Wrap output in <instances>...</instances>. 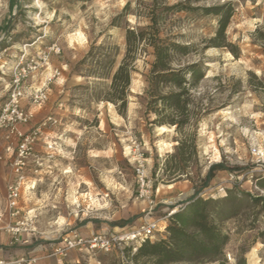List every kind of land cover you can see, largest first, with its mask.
Returning a JSON list of instances; mask_svg holds the SVG:
<instances>
[{
  "label": "rangeland",
  "instance_id": "obj_1",
  "mask_svg": "<svg viewBox=\"0 0 264 264\" xmlns=\"http://www.w3.org/2000/svg\"><path fill=\"white\" fill-rule=\"evenodd\" d=\"M158 1L159 8L162 1L177 2ZM128 2L130 13L124 15ZM151 3L0 0L1 109L16 65L53 45L61 49L27 81L36 88L47 84L49 98L36 107L24 102L32 118L23 132L47 125L36 147L42 165L29 173L31 182L21 199L20 220L27 225L18 237L29 234L35 245H48L54 255L66 237L120 233L155 219L163 228L155 241L167 236L172 216L200 190L198 197L212 201L207 211L229 235L224 264H264V0L194 4H231L226 8L233 9L226 37L232 46L225 48H206L216 36L217 16L199 11L165 17L164 33L193 44L192 53L178 57V63L206 62L207 75L195 94L212 109L199 125L197 155L188 162V176L178 181L167 170L177 145L175 127L149 124L145 116L146 77L154 61L151 48L142 45L135 63L126 115L105 100L126 54V31L149 24ZM46 142L54 145L52 151ZM216 164L224 170L206 184ZM140 165L150 182V199L139 196ZM126 249L96 255L73 250L62 264L73 263L65 262L72 254L80 264H132Z\"/></svg>",
  "mask_w": 264,
  "mask_h": 264
},
{
  "label": "trees",
  "instance_id": "obj_2",
  "mask_svg": "<svg viewBox=\"0 0 264 264\" xmlns=\"http://www.w3.org/2000/svg\"><path fill=\"white\" fill-rule=\"evenodd\" d=\"M199 1L177 0L173 5L162 1V8H159V1L153 0L148 16L149 24L140 31L130 28L126 31V54L112 77L105 97V100L116 105L119 114L126 115L135 63L143 50L142 45L151 48L154 61L146 77L145 116L149 124L175 127L177 145L175 152L169 156L172 165L167 169L174 181L188 176V162L197 155L199 125L212 109L203 102V98L200 100L195 94L207 75L206 62L201 59L178 63V57L192 53L193 44L181 43L175 35L164 33L165 17L171 12L201 11L204 15H215L218 17L219 27L216 36L209 39L206 48L232 46L227 43L226 37L233 14L232 8H226L231 4L195 7L194 4ZM130 7L131 2H128L123 10L124 15L130 13ZM233 54L237 56L234 51ZM90 56L92 52L89 53ZM157 167L156 164L154 173ZM220 170H224L222 164L212 165L205 183H210ZM199 193L200 190H197L195 196L172 216L166 237L155 241L146 239L135 253H132L131 248L126 249L132 264H224V248L229 241V235L215 223L214 217L207 211V206L212 201L198 197Z\"/></svg>",
  "mask_w": 264,
  "mask_h": 264
},
{
  "label": "built area",
  "instance_id": "obj_3",
  "mask_svg": "<svg viewBox=\"0 0 264 264\" xmlns=\"http://www.w3.org/2000/svg\"><path fill=\"white\" fill-rule=\"evenodd\" d=\"M60 53V47L53 45L47 51L40 52L37 56L27 59L25 62L23 60L19 62L13 70L8 99L0 111V142L3 139L8 142L7 152H14L16 149V155L11 162L14 177L7 187V210L11 218L16 219L14 224L8 226V230L17 237L22 227L27 225L26 220H20L22 213L21 199L24 191L28 189V183L31 182L29 173L31 171L36 173L37 167L42 165V158L37 154L36 147L43 138V129L47 125L45 122L28 133L23 132L21 126L29 123L32 118V114L25 107L24 102L27 101L34 106H41L49 98L47 84L36 88L28 85L27 81L33 73L49 63L52 54L59 55ZM51 119L49 118V120ZM44 139L47 140L48 137H44ZM15 141L17 146H15ZM46 146L50 151L54 149V145L50 142H46ZM253 152L256 153L257 150L254 149ZM138 173L141 187L139 196L150 199L149 189L151 186L146 179L143 165L139 166ZM220 190H223V188ZM153 203L152 200L149 202L150 211L154 208ZM161 232H163V228L160 221L151 219L137 227L124 229L120 233H97L89 237L73 235L64 239L63 245L55 250L54 256L63 259L73 250L88 252L91 255H96L98 252L112 253L126 247L136 252L146 239H154ZM35 261V258L23 256L16 259L1 260L0 264H35Z\"/></svg>",
  "mask_w": 264,
  "mask_h": 264
},
{
  "label": "crops",
  "instance_id": "obj_4",
  "mask_svg": "<svg viewBox=\"0 0 264 264\" xmlns=\"http://www.w3.org/2000/svg\"><path fill=\"white\" fill-rule=\"evenodd\" d=\"M30 127V125H25L21 130L27 131ZM7 146L8 142L3 139L0 142V261L25 256L35 258V264H62L64 260L52 255L48 245H35L29 234H24L21 239L8 230V226L14 224L16 219L11 218L7 210V187L14 177L11 169L14 153L7 152ZM78 261L79 259L74 254L65 259V262Z\"/></svg>",
  "mask_w": 264,
  "mask_h": 264
},
{
  "label": "bare ground",
  "instance_id": "obj_5",
  "mask_svg": "<svg viewBox=\"0 0 264 264\" xmlns=\"http://www.w3.org/2000/svg\"><path fill=\"white\" fill-rule=\"evenodd\" d=\"M162 129V128H161Z\"/></svg>",
  "mask_w": 264,
  "mask_h": 264
}]
</instances>
